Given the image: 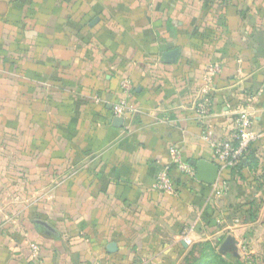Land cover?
<instances>
[{
	"label": "crops",
	"instance_id": "obj_1",
	"mask_svg": "<svg viewBox=\"0 0 264 264\" xmlns=\"http://www.w3.org/2000/svg\"><path fill=\"white\" fill-rule=\"evenodd\" d=\"M123 80L135 110L117 125ZM247 104L263 135L221 171L227 194L177 170L174 193L156 188L171 146L216 163ZM263 179L264 0H0V264H176L254 225Z\"/></svg>",
	"mask_w": 264,
	"mask_h": 264
},
{
	"label": "built area",
	"instance_id": "obj_2",
	"mask_svg": "<svg viewBox=\"0 0 264 264\" xmlns=\"http://www.w3.org/2000/svg\"><path fill=\"white\" fill-rule=\"evenodd\" d=\"M206 76L208 85L211 86L219 71L218 65H211L208 68ZM124 96L120 98L113 106L114 117L125 118L134 110L131 103L133 86L128 80L122 81ZM213 109V99L210 90L205 92V95L198 101L197 110L201 116H210ZM254 113L249 104L241 108L233 120V133L230 139L216 140L212 139V144L216 152L215 161L223 171L229 167H234L244 160L254 143L261 138L262 133H258L253 128ZM212 131L208 129L205 132V139L212 138ZM170 161L162 167L156 179V188L164 193L172 194L176 191V182L173 170L179 171L181 174L189 177H196V169L184 157L183 152L176 146L169 148ZM221 177L214 183V192L216 194H227L228 186L221 182ZM34 253L39 250V245L31 244Z\"/></svg>",
	"mask_w": 264,
	"mask_h": 264
},
{
	"label": "rangeland",
	"instance_id": "obj_3",
	"mask_svg": "<svg viewBox=\"0 0 264 264\" xmlns=\"http://www.w3.org/2000/svg\"><path fill=\"white\" fill-rule=\"evenodd\" d=\"M264 180V179H263ZM262 180V181H263ZM245 219L255 218L254 225H239L238 235L233 236L227 233L218 235L211 240L215 245L216 252L230 262L241 261L244 264H264V206L261 208L253 206L245 209L242 214ZM220 227L219 224L210 228ZM187 253L181 254L176 259V264H183ZM172 257L167 259L166 264H172Z\"/></svg>",
	"mask_w": 264,
	"mask_h": 264
},
{
	"label": "water",
	"instance_id": "obj_4",
	"mask_svg": "<svg viewBox=\"0 0 264 264\" xmlns=\"http://www.w3.org/2000/svg\"><path fill=\"white\" fill-rule=\"evenodd\" d=\"M169 50L164 52L162 60L164 62H175L178 60L181 54V49L178 47H174V44H169ZM124 121L122 117H114L115 124H120ZM190 164H192L196 168V178L204 183L213 185L218 178L220 177L221 170L220 166L213 161L205 160V159H192L190 160ZM38 223L42 224L49 231L56 233V230L47 222L38 220ZM110 252H115L118 249L116 242H111L108 246Z\"/></svg>",
	"mask_w": 264,
	"mask_h": 264
},
{
	"label": "trees",
	"instance_id": "obj_5",
	"mask_svg": "<svg viewBox=\"0 0 264 264\" xmlns=\"http://www.w3.org/2000/svg\"><path fill=\"white\" fill-rule=\"evenodd\" d=\"M250 160L251 157L249 156V154H247L246 158L242 160L241 163H239L234 167H229L225 170H229L233 174L239 173L240 168H242L245 165V163ZM183 264H244V263L241 261H238L236 263L228 261L227 259L223 258V256H221L216 252L215 245L211 240H203L200 242H196L192 245L191 249L185 256V261H183Z\"/></svg>",
	"mask_w": 264,
	"mask_h": 264
}]
</instances>
